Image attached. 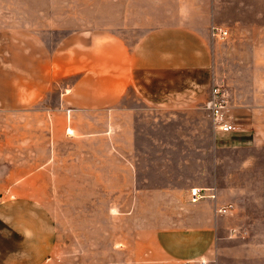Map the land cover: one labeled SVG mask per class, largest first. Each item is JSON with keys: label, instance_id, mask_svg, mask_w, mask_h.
<instances>
[{"label": "rangeland", "instance_id": "rangeland-1", "mask_svg": "<svg viewBox=\"0 0 264 264\" xmlns=\"http://www.w3.org/2000/svg\"><path fill=\"white\" fill-rule=\"evenodd\" d=\"M125 1L0 0V264H198L168 257L159 233L208 232L240 219L264 244V80L244 89L237 83L238 65L254 66L255 58L264 73V0H215L224 19H262L261 33L251 22L237 40L229 32L216 41L217 82L236 84L235 115L237 98L256 110L248 128L215 129L205 108L210 86L198 101L167 99L160 108L130 91L136 113H118L111 127L101 114L92 118L99 132L70 134L61 99L79 75L60 76L53 57L86 41L64 36L110 30ZM44 22L54 23L44 29ZM9 28L46 37H4ZM193 187L217 188L233 213L217 219L206 197L193 202Z\"/></svg>", "mask_w": 264, "mask_h": 264}, {"label": "crops", "instance_id": "crops-1", "mask_svg": "<svg viewBox=\"0 0 264 264\" xmlns=\"http://www.w3.org/2000/svg\"><path fill=\"white\" fill-rule=\"evenodd\" d=\"M241 2L244 4L245 0ZM220 11L215 0H126L120 18L117 13L111 16L110 30L80 29L64 36L67 40H86L69 42L53 57V69L59 71L60 76L79 75L73 84L68 85L61 99V110L69 118V133L99 132L101 124L92 118H101V114L109 116L111 127L118 113L125 110L136 113L139 106L129 105L130 91L140 98L141 103L157 108L165 107L167 99L198 101L201 92L211 86L210 99L212 87L218 83L216 63L220 46L212 37V28L217 26L227 30L234 36L232 41L238 39L235 36L241 37L250 31L247 23H254L253 31L261 33L258 30L261 16L252 20L242 13L233 19H224ZM46 22L44 29L51 28L54 23ZM7 31L12 34L4 37H46L39 29L9 28ZM122 39L135 41L130 44ZM253 52L261 54L258 48ZM257 61L255 58L254 66L238 65L239 88L261 86L264 73L255 67L257 63L261 64ZM222 79L220 85L225 87L230 101L235 97L233 88L236 84L224 76ZM237 101L242 105L238 117L231 106L234 124L248 128L256 110L248 108L243 98H237ZM240 112H243L242 116ZM193 188L203 190L204 187ZM205 188L210 190L206 194H216V198H205L211 202L216 217L233 213L235 204L221 203L217 188ZM229 205H233L230 213H217V209ZM249 224L240 219L224 228L219 222L213 223L206 228L208 232L202 228H198L200 232L163 230L158 235V242L168 257L181 263L264 264V244L251 236Z\"/></svg>", "mask_w": 264, "mask_h": 264}, {"label": "built area", "instance_id": "built-area-1", "mask_svg": "<svg viewBox=\"0 0 264 264\" xmlns=\"http://www.w3.org/2000/svg\"><path fill=\"white\" fill-rule=\"evenodd\" d=\"M229 32L221 27L214 26L212 28L213 39L226 38ZM209 111L214 127L216 130L224 133H229L236 130L234 124V116L231 110V104L227 95V91L218 83L212 87L211 97L205 105ZM202 189L193 188L191 191V199L193 202H198L205 197L216 198L215 193L203 194ZM233 205L217 209V213L228 214L232 211ZM202 264H205L203 262Z\"/></svg>", "mask_w": 264, "mask_h": 264}]
</instances>
